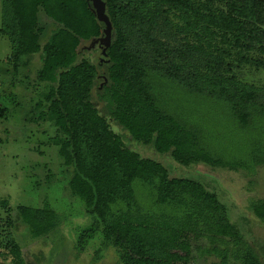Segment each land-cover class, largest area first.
Segmentation results:
<instances>
[{
	"label": "trees",
	"instance_id": "16d2710c",
	"mask_svg": "<svg viewBox=\"0 0 264 264\" xmlns=\"http://www.w3.org/2000/svg\"><path fill=\"white\" fill-rule=\"evenodd\" d=\"M103 1L112 25L108 61L96 47L80 48L103 28L87 0H1L13 73L27 70L36 53L41 60L34 82L44 89L30 119L55 128L49 142L70 169L65 187L94 216L76 248L100 230L122 264H186L192 242L205 237L204 254L219 264H264V245L247 241L214 190L171 176L132 146L183 166L264 163V85L237 74L264 70V0ZM39 9L54 22L44 43ZM0 208V261L28 264L17 222L38 238L61 217L46 200L11 206L0 198ZM249 209L264 225V197Z\"/></svg>",
	"mask_w": 264,
	"mask_h": 264
},
{
	"label": "rangeland",
	"instance_id": "374dc122",
	"mask_svg": "<svg viewBox=\"0 0 264 264\" xmlns=\"http://www.w3.org/2000/svg\"><path fill=\"white\" fill-rule=\"evenodd\" d=\"M38 17L39 26L43 28L40 42L44 43L54 22L42 9H39ZM10 45L7 36L0 31V106L5 108L0 116V198L7 197L11 206L20 203L38 206L46 200L61 217L58 227L44 237H31L20 222L12 229L28 264H122L117 250L104 242L100 230L82 249L76 248L79 234L92 224L94 216L88 214L83 201L72 196L65 187L70 169L59 159L57 146L49 142L55 128L48 122L35 123L30 119V107L44 89V84L34 82L35 72L41 65L39 54L33 55L27 70L20 69L15 75L7 60ZM95 56H100L99 48ZM237 74L244 81L264 85L263 69L245 66ZM223 131L220 129L218 134ZM238 141L231 139L227 143L234 147ZM132 146L142 156L162 162L171 176L191 177L214 190L227 206L229 218L240 227L247 241L253 246L264 245V225L249 209L252 199L264 197V163L252 170L245 167L211 168L203 163L183 166L168 153H157L149 146ZM0 216H4L3 208H0ZM209 246L205 237L192 242L186 264H219L216 256L204 254L203 249ZM0 263L9 264L7 260Z\"/></svg>",
	"mask_w": 264,
	"mask_h": 264
},
{
	"label": "water",
	"instance_id": "95a60500",
	"mask_svg": "<svg viewBox=\"0 0 264 264\" xmlns=\"http://www.w3.org/2000/svg\"><path fill=\"white\" fill-rule=\"evenodd\" d=\"M91 4V10L95 13L98 21L103 23L101 34L98 37L90 38L81 43L80 48H93L98 46L102 60L108 61L107 50L111 44L112 25L105 11V2L103 0H87ZM101 86V85H100Z\"/></svg>",
	"mask_w": 264,
	"mask_h": 264
},
{
	"label": "flooded vegetation",
	"instance_id": "af4514ba",
	"mask_svg": "<svg viewBox=\"0 0 264 264\" xmlns=\"http://www.w3.org/2000/svg\"><path fill=\"white\" fill-rule=\"evenodd\" d=\"M96 48H98V46L96 45Z\"/></svg>",
	"mask_w": 264,
	"mask_h": 264
}]
</instances>
